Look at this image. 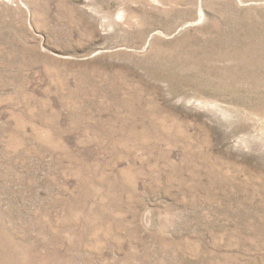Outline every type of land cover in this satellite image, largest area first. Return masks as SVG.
Listing matches in <instances>:
<instances>
[{
    "label": "rangeland",
    "instance_id": "rangeland-1",
    "mask_svg": "<svg viewBox=\"0 0 264 264\" xmlns=\"http://www.w3.org/2000/svg\"><path fill=\"white\" fill-rule=\"evenodd\" d=\"M0 264H264V0H0Z\"/></svg>",
    "mask_w": 264,
    "mask_h": 264
}]
</instances>
